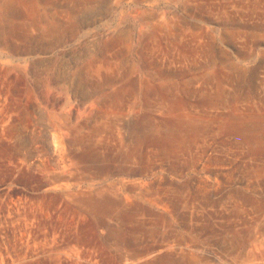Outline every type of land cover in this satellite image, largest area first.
<instances>
[{"label":"rangeland","instance_id":"obj_1","mask_svg":"<svg viewBox=\"0 0 264 264\" xmlns=\"http://www.w3.org/2000/svg\"><path fill=\"white\" fill-rule=\"evenodd\" d=\"M0 63L30 89L0 81L5 127L43 135L36 102L95 147L70 156L113 197L96 263L264 264V0H0Z\"/></svg>","mask_w":264,"mask_h":264},{"label":"bare ground","instance_id":"obj_2","mask_svg":"<svg viewBox=\"0 0 264 264\" xmlns=\"http://www.w3.org/2000/svg\"><path fill=\"white\" fill-rule=\"evenodd\" d=\"M11 75L20 78L24 96L30 97L21 73L0 63V81ZM35 103V110L44 117L43 135L19 132L14 124L5 127L1 119L6 105L0 99V130L6 131L10 139L0 142V178L13 181L8 188L17 185L35 194L13 198L0 193V264H151L128 259L115 262L110 258L94 261V251L103 250L115 227L110 218L113 197L108 189L95 195L79 191V169L70 154L79 152V158L91 164L98 160L95 147L75 138L68 140L59 124L44 116ZM51 134L61 148L51 142ZM36 141L40 144L37 147ZM36 155L43 161L42 169ZM3 159L14 160L15 166L4 165ZM8 232L19 235L21 251L3 248ZM60 247L66 248L65 252H60Z\"/></svg>","mask_w":264,"mask_h":264}]
</instances>
